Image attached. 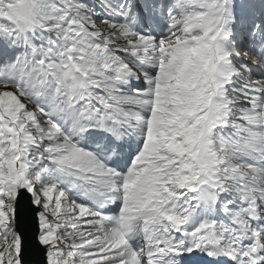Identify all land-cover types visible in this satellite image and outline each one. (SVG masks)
<instances>
[{"label": "snow or ice", "instance_id": "snow-or-ice-1", "mask_svg": "<svg viewBox=\"0 0 264 264\" xmlns=\"http://www.w3.org/2000/svg\"><path fill=\"white\" fill-rule=\"evenodd\" d=\"M0 264H264V0H0Z\"/></svg>", "mask_w": 264, "mask_h": 264}]
</instances>
